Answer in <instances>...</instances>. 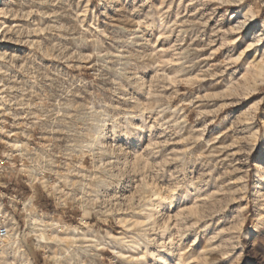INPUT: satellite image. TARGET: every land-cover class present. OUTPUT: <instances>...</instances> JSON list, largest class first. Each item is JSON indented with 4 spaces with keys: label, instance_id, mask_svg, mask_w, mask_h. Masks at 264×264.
Returning a JSON list of instances; mask_svg holds the SVG:
<instances>
[{
    "label": "rangeland",
    "instance_id": "obj_1",
    "mask_svg": "<svg viewBox=\"0 0 264 264\" xmlns=\"http://www.w3.org/2000/svg\"><path fill=\"white\" fill-rule=\"evenodd\" d=\"M0 10V264H264V0Z\"/></svg>",
    "mask_w": 264,
    "mask_h": 264
},
{
    "label": "bare ground",
    "instance_id": "obj_2",
    "mask_svg": "<svg viewBox=\"0 0 264 264\" xmlns=\"http://www.w3.org/2000/svg\"><path fill=\"white\" fill-rule=\"evenodd\" d=\"M243 1H245V0H243ZM227 4H228V3H227ZM242 4H243V3H242ZM239 6H240V3H239ZM0 11H1V10H0ZM233 15H234V14H233ZM253 19H254V18H253ZM1 21H2V20H1ZM250 21H251V20H250ZM4 22H5V21H4ZM4 22H1V24H0V25H1V28L3 27ZM5 23H6V22H5ZM259 40H260V39H259ZM140 128H141V127H140ZM142 129H143V128H142ZM15 143H17V142H15ZM14 145L17 146L18 144H14ZM236 211H237V210H236ZM30 217H31V220H32V223H33V224L37 223V222L40 220L36 215H31ZM42 220H43V219H42ZM43 221H44V220H43ZM41 222H42V221H41ZM41 222H40V223H41ZM54 222H56V221H54ZM54 222H53V223H54ZM36 225H37V224H36ZM42 225H43V224H42ZM52 227H53V226H52ZM57 235H58V234H57ZM57 235H56V236H57ZM41 237L44 238V236H41ZM57 238H59V237H57ZM59 239H61V238H59ZM72 241H73V240H72ZM64 243H65V242H64ZM159 258H160V261L163 262L162 257H159ZM145 264H146V263H145ZM148 264H149V263H148Z\"/></svg>",
    "mask_w": 264,
    "mask_h": 264
},
{
    "label": "built area",
    "instance_id": "obj_3",
    "mask_svg": "<svg viewBox=\"0 0 264 264\" xmlns=\"http://www.w3.org/2000/svg\"><path fill=\"white\" fill-rule=\"evenodd\" d=\"M8 234V228L7 227H0V235L6 236Z\"/></svg>",
    "mask_w": 264,
    "mask_h": 264
},
{
    "label": "snow or ice",
    "instance_id": "obj_4",
    "mask_svg": "<svg viewBox=\"0 0 264 264\" xmlns=\"http://www.w3.org/2000/svg\"><path fill=\"white\" fill-rule=\"evenodd\" d=\"M253 46L252 45H249V49H251Z\"/></svg>",
    "mask_w": 264,
    "mask_h": 264
}]
</instances>
